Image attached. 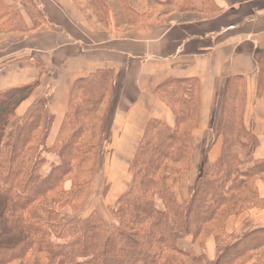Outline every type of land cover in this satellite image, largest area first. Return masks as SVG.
Wrapping results in <instances>:
<instances>
[{
    "label": "trees",
    "instance_id": "16d2710c",
    "mask_svg": "<svg viewBox=\"0 0 264 264\" xmlns=\"http://www.w3.org/2000/svg\"><path fill=\"white\" fill-rule=\"evenodd\" d=\"M76 1L97 24L115 27L196 10L190 0ZM201 1L203 8L211 6L209 0ZM32 9L36 29L44 18L35 5ZM15 18L0 0L1 34L26 31L21 23L14 24ZM111 86L107 71L76 80L51 146L46 140L52 117L46 116L45 100L23 117L15 114L33 86L0 92V264H245L253 258V264H264V228L241 237L225 232L227 219L244 201L264 205L253 188L256 179L264 180V158L253 159L258 140L242 124L241 77L232 79L225 96L216 132L221 140L218 159L203 166L187 199L179 202L165 177L189 167L196 79L170 80L156 90L174 112L175 124L147 123L128 168L129 187L108 209L109 220L97 211L78 214L95 156L110 143L103 106ZM67 208L75 215L64 221L61 213ZM208 236L216 246L212 261L204 253ZM183 240L191 247L182 249Z\"/></svg>",
    "mask_w": 264,
    "mask_h": 264
},
{
    "label": "crops",
    "instance_id": "0c3cea01",
    "mask_svg": "<svg viewBox=\"0 0 264 264\" xmlns=\"http://www.w3.org/2000/svg\"><path fill=\"white\" fill-rule=\"evenodd\" d=\"M2 1L17 6V1ZM190 1L196 10L115 27L97 24L76 0H32L43 24L34 29L32 14L28 16L21 7L26 31L0 33V92L33 86L15 114L23 117L45 100L46 116L52 117L47 146L56 140L73 83L98 72L111 73L112 86L103 106L110 143L106 152L95 156L80 216L108 212L128 189V168L150 120L174 126V112L156 94L170 80H197L189 167L165 177L179 202L188 198L203 166L218 159L221 140L216 132L234 77H241L244 92L242 124L258 140L253 159L264 158V0H209L211 6L204 8L201 0ZM253 188L256 199L263 201L264 180L256 179ZM98 192L100 203L94 201ZM236 211L226 221L227 235L241 237L264 228V205L246 200ZM74 215L68 208L61 213L64 221ZM179 246L188 249L191 244L183 240ZM193 249L199 252L197 246ZM204 253L209 261L215 258L213 236L206 238ZM254 262L255 258L245 264Z\"/></svg>",
    "mask_w": 264,
    "mask_h": 264
},
{
    "label": "rangeland",
    "instance_id": "374dc122",
    "mask_svg": "<svg viewBox=\"0 0 264 264\" xmlns=\"http://www.w3.org/2000/svg\"><path fill=\"white\" fill-rule=\"evenodd\" d=\"M5 1H8V0H5ZM14 2H16L17 1V3H16V5L17 6H13V7H11L12 8V10L15 12V14H17V17H18V19L17 18H15L13 21H14V24L15 25H19L20 23V25L22 26H24V22H23V19H22V16H21V14H20V8H21V10L23 9L24 11H25V13L28 15V16H30L31 14H32V18L33 17H35L34 16V11H33V7H34V3L32 2V0H13ZM19 1V2H18ZM4 2V1H3ZM20 3H22V5L20 4ZM20 5V6H19ZM19 6V7H18ZM34 23V22H33ZM20 26V27H21ZM103 152H106V149H104L103 150ZM48 157V159L49 160H51L52 158L50 157V156H47ZM46 170V169H45ZM66 187H68V184L66 185ZM100 195H99V192H98V195H96V198H95V200L94 201H96V203H100L101 201H100V197H99ZM157 207H161V203L157 200ZM101 215L108 221L109 220V214H108V212L107 211H105L104 212V214H102L101 213ZM71 216V215H70ZM82 216H84V215H82ZM63 217L64 218H68L69 217V213H63Z\"/></svg>",
    "mask_w": 264,
    "mask_h": 264
}]
</instances>
